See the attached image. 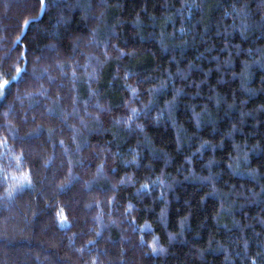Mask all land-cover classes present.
I'll list each match as a JSON object with an SVG mask.
<instances>
[{"label": "trees", "instance_id": "obj_1", "mask_svg": "<svg viewBox=\"0 0 264 264\" xmlns=\"http://www.w3.org/2000/svg\"><path fill=\"white\" fill-rule=\"evenodd\" d=\"M3 79L0 264H264V0H0Z\"/></svg>", "mask_w": 264, "mask_h": 264}, {"label": "snow or ice", "instance_id": "obj_2", "mask_svg": "<svg viewBox=\"0 0 264 264\" xmlns=\"http://www.w3.org/2000/svg\"><path fill=\"white\" fill-rule=\"evenodd\" d=\"M39 3H40V5L41 6H43L44 5V3H45V0H39ZM30 24V20H28V19H25L24 21H23V26H28ZM17 39H19V37H17ZM21 71V69H19V68H17L16 69V72L19 74V72ZM10 83V81L9 80H7V79H3L2 81H0V93H2L3 92V90H5L6 89V87H7V85ZM132 112L133 113H135L136 112V109H132ZM129 119H131V118H129ZM62 143V142H61ZM24 180H26V181H28L29 183H30V180L28 179V177L27 176H25L24 177ZM143 187H148L147 185H144ZM153 251H156V247H155V245H153ZM92 264H96V261L95 260H93L92 261ZM252 264H256V262L255 261H253L252 262Z\"/></svg>", "mask_w": 264, "mask_h": 264}, {"label": "rangeland", "instance_id": "obj_3", "mask_svg": "<svg viewBox=\"0 0 264 264\" xmlns=\"http://www.w3.org/2000/svg\"><path fill=\"white\" fill-rule=\"evenodd\" d=\"M3 93H4V90H3V92L2 93H0V100L2 99V97H3Z\"/></svg>", "mask_w": 264, "mask_h": 264}]
</instances>
